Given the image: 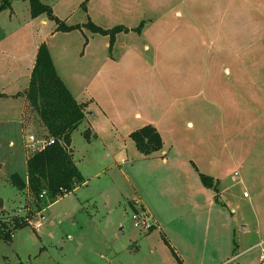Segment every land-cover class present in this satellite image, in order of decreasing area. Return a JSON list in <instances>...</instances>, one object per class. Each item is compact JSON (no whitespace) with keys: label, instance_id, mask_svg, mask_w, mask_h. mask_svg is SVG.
Instances as JSON below:
<instances>
[{"label":"rangeland","instance_id":"rangeland-1","mask_svg":"<svg viewBox=\"0 0 264 264\" xmlns=\"http://www.w3.org/2000/svg\"><path fill=\"white\" fill-rule=\"evenodd\" d=\"M78 1L69 0L68 8L60 13L72 16L66 22L68 25L91 22L102 29L116 26L132 29L140 23H154L162 17L171 16L172 8L182 12L186 22H195L193 8L179 7L178 0H140L139 4L143 6L164 4L169 8L161 13L134 8L129 17L113 11L116 17L112 19L105 18L106 15L95 7L87 13L74 10ZM92 3L105 4L98 0ZM121 3L123 1L107 0L106 5L115 10ZM128 3L127 0L129 6ZM27 8L26 0L15 3L16 17L12 18L11 26H23ZM5 15L8 14H2L0 19L5 20ZM211 27L212 24L208 36ZM224 30L221 26L215 29L218 32ZM83 32L89 37L93 35L87 29ZM5 35L7 33H0V88H3L0 90H4L0 92L5 94L0 96V214L2 217L16 214L30 219V222L27 227L13 232L10 243L0 240V264H259L260 255L264 254V118L257 109L249 108L250 118L259 121H252L249 127L236 115L223 116L215 103L207 102V92L212 86L220 88V93L225 90L224 83H219L220 79L214 81L215 77L218 78L216 75L227 82V88L234 81L233 77L226 81L228 76L225 71L220 73L222 67L219 64L233 68L235 66L231 65L236 63L235 60L228 62L221 59L227 56L217 55L219 45L212 42L213 36L206 37L199 47V59L182 61L187 68L194 66L200 70L187 75L192 85L188 97L172 102L169 113H165L166 119L162 121L172 125L169 138L183 141L178 148L199 151L201 156L197 160L200 168L210 167L212 161L218 165L219 170L215 174L218 173L222 183L217 186L220 193L217 199L213 191L211 201L207 198L198 202L192 199L191 196L202 184L198 176L193 175L192 178L181 170L170 172L167 166L161 164L158 155H141L130 139L123 142L115 135H112L114 139H108L111 134L108 128L104 129L102 137L106 139L104 142L108 145L109 154L104 156L98 143L88 148L85 142L88 139L83 135V126H80L74 132L72 145L74 160L79 164L84 183L48 206L50 200L41 193L45 204L38 209L27 191L18 192L9 182L13 174L27 179L26 159L46 144L43 142L46 132L33 113L31 118L28 117L31 110L28 107L25 111L23 109L21 96L28 86L27 79L14 83L16 63H3L4 52L1 50L7 43ZM72 35L80 34L74 32ZM17 36L23 38L25 32H19ZM117 41L119 45L134 44L138 48L143 38L135 34L121 35ZM14 44L16 46L15 41L10 43ZM188 46L193 48L194 44ZM141 54L150 62V56L145 51ZM253 69L255 67L249 65L243 69L250 77L252 88V78L258 76L253 75ZM213 74H216L215 77H212ZM193 75L197 77L196 83ZM143 77L132 79L131 102L127 103L128 108L141 113L147 111L148 106L145 105L153 103V97L157 96L155 88L160 84L162 86V78L156 74L145 76V81ZM210 78L214 81L213 85ZM180 81L177 75L165 77L171 91H177ZM143 88H152L146 97L143 96ZM18 92L21 95L15 97ZM123 93L127 98L128 94ZM117 102L122 108H127L122 106L124 102L120 99ZM90 109L94 110V105ZM151 112L147 113V116L151 115L149 119L161 118L162 109ZM29 131L35 132L37 142H26ZM231 151L242 161L241 164L231 165L228 160ZM140 202L145 204L151 218L141 212ZM132 207L145 219L149 218L147 223L155 225L156 229L148 232L141 220L136 226ZM39 213L45 221L39 230H35L33 224Z\"/></svg>","mask_w":264,"mask_h":264},{"label":"crops","instance_id":"crops-1","mask_svg":"<svg viewBox=\"0 0 264 264\" xmlns=\"http://www.w3.org/2000/svg\"><path fill=\"white\" fill-rule=\"evenodd\" d=\"M17 1L19 0H11L10 7L0 12V18L2 14H8L5 15V20L0 19V33H7L4 36L7 43L1 51L4 52L2 53L4 54L2 57L4 59L3 63L12 62L17 65V68H14L15 71L17 70L14 83H18L20 79H27L29 82L37 49L41 44H45L54 69L68 91L78 103L87 104L85 117L78 128L83 126L84 132L88 133V140L85 141L88 148H92L95 143H98L104 152V156H106L109 152L108 145L104 142L106 139L102 137L105 128H108V132H111L108 139H114L113 136L115 135V138L118 137L117 140L124 142V140L130 139L129 135L135 130L151 125L156 129L162 140L161 151L153 155L160 157L163 166H167L170 172L181 170L188 176L192 175V178L193 175L199 177L200 174L208 176L212 180V185L216 187L214 191L201 184L196 191L199 197L195 193L191 196L192 199L198 202L199 199L207 198L208 201H211L212 191L216 193L214 198L219 197L220 193L217 186L221 185L222 182L218 173L215 174V171L219 170L218 165H215L212 161L210 167L200 168L197 160L201 156L198 153L199 151L193 150L192 152L191 148L189 152L178 148L183 141H179L178 138H169L168 135L171 132L172 125L165 123L162 119H166L165 113L167 111L169 113L172 102L175 100L181 101L183 98L188 97L192 85L187 75L196 74L200 70L194 66L187 68L182 61L187 58L199 59L201 57V54H197L201 51L199 47L203 45L207 39L206 37L211 36H213L212 42L219 45L217 55L227 56L228 58L221 59L228 62L235 60L236 63L235 65L230 64L235 66L233 68L225 64H219L222 67L220 73L225 71L228 76L226 81L229 82L232 77L234 81L231 86L228 84L227 88V82L223 81L219 75L213 74L212 77H215V75L218 77H215L214 81L220 79L219 83H224L225 90L220 93L222 91L220 88L212 86V89L207 92V102L210 104L215 103L221 109L223 116L236 115L239 121H242L243 124L244 122L248 123L249 127L252 126V121L253 123L259 122L257 118H250L249 108L257 109L261 117L264 118V0H254V3H251L250 0H230L228 3H225L224 0H178L179 7L184 5L189 10L193 8L195 22H186L182 12L172 8L173 14L171 16L162 17L154 23H143L139 33L135 31L136 28H127L129 32L116 34L113 42H110L108 36L101 35L100 39L95 37L99 36L98 34H93L91 37L86 36L83 32L86 29L83 27L84 24L79 25L81 26L79 30L67 33L57 32L55 31V23L50 21L46 15L31 18L29 5L27 14L23 19V26L15 28L11 26V22L12 18L16 17L14 5ZM39 1L51 9L53 8L52 13L59 21L66 24L71 19L72 16L60 15L68 8L69 0ZM98 1L105 4L98 3L97 5L92 3L93 0H79L73 9L87 13L95 7L99 12L106 15L105 18L112 19L116 17L113 11H118L123 16L129 17L134 12V8L159 13L169 8L164 4L143 6L139 4L140 0H128V6L126 4L127 0H120L123 1V4H117L114 10L106 5L107 0ZM169 1L173 2V0ZM261 8L263 10H260ZM210 24H212V27L208 36ZM219 26L225 30L222 32L215 31ZM22 31L25 32V36L23 38L18 37L17 34ZM74 32L80 35L73 36L72 33ZM132 34H135L138 38H143L140 47L136 48L134 44H118L119 36ZM12 41H15L17 48L15 44L10 45ZM23 44H26V46ZM189 44H194V47L189 48ZM139 49H141V52ZM142 51L150 56L152 64L141 54ZM223 52H226V54H223ZM248 65L251 68L255 67L252 71L253 75H258L252 78L253 88L250 86L252 85L250 77L243 70ZM155 74L162 78V86L160 84L159 87H154L157 96L153 97V103L145 105L148 106L147 111L141 113L138 110L128 108L127 103L131 102L132 97V79L138 80L139 76H144L145 81V76H154ZM174 75L181 78L177 87L178 93H176V89L171 91L169 89L170 85L165 83V77ZM193 76L196 83L197 77ZM3 77L5 78L4 75ZM209 80L213 85V79L210 78ZM141 84L143 85V79ZM151 89L143 88V96L146 97V93ZM123 92L128 94L127 98ZM1 95L5 94L0 92ZM19 95H21L20 92L15 97ZM21 98H23V109L25 111L26 101L23 95ZM119 99L124 102L122 106H127V108L118 105L117 101ZM91 105H94V110L90 109ZM157 108L162 109L161 118L149 119L148 117L151 115L147 116V113ZM164 108H166V112ZM32 113L35 115L34 112L30 111L28 117L31 118ZM243 114L248 116L244 117ZM229 122L232 123L230 120ZM99 125H102V127L100 128ZM185 125L191 126L190 123ZM74 132L71 134L69 148L72 161L80 172L79 164L74 160L75 150L72 145ZM28 133L26 142H37L38 137L35 132L29 131ZM43 142H48V140ZM181 148L183 147L181 146ZM154 156L151 155V157ZM228 160L231 165L242 163L240 159L236 158L233 151H231ZM243 197L245 196L243 195ZM141 203L143 202H140L141 212L149 216L145 204ZM153 227L155 230V225ZM167 241L169 240L167 239ZM167 244L169 245V242ZM169 247L172 249L171 246Z\"/></svg>","mask_w":264,"mask_h":264},{"label":"trees","instance_id":"trees-1","mask_svg":"<svg viewBox=\"0 0 264 264\" xmlns=\"http://www.w3.org/2000/svg\"><path fill=\"white\" fill-rule=\"evenodd\" d=\"M29 5L31 18L40 15L55 23L57 32H72L81 26H68L54 17L52 10L39 0H26ZM11 0H0V12L10 7ZM143 23L135 29L140 32ZM92 34L108 36L113 42L116 34L127 33L129 30L123 26L111 29H102L87 22L83 25ZM29 110L35 113L37 120L46 132L44 140L52 143L43 146L31 154L25 162L27 179L13 174L9 178L10 185L18 192H26L33 199L38 209L42 208L45 200L40 197L45 193L47 204H53L64 195L74 191L77 186L84 183V179L72 161L70 143L71 134L78 128L87 111L86 103H78L68 91L62 80L57 75L52 60L45 44H41L36 53L28 86L23 94ZM88 139V133H83ZM136 150L143 156L149 157L162 149V140L156 129L151 125L143 126L129 135ZM200 181L206 188L214 191L210 177L200 174ZM133 212L137 210L132 207ZM2 217L0 214V240L10 243L13 232L29 225L30 219L16 214ZM154 230L153 224L148 232ZM179 261V260H178ZM23 264V263H16Z\"/></svg>","mask_w":264,"mask_h":264},{"label":"built area","instance_id":"built-area-1","mask_svg":"<svg viewBox=\"0 0 264 264\" xmlns=\"http://www.w3.org/2000/svg\"><path fill=\"white\" fill-rule=\"evenodd\" d=\"M52 143V141H48L46 142L45 145L47 144H50ZM44 145V146H45ZM43 195L45 194L44 192L42 193ZM244 196H246V194H244ZM139 212L137 211V213H134V216H133V220L135 221V225L138 226L137 223H139V221L141 220L142 222L145 223V227H146V230H148V228L152 225V224H149L147 223L148 222V219L144 217V215H140L138 214ZM142 217V218H141ZM144 219V220H143ZM43 221H45V217L39 213L36 218H35V221H34V224H33V228L35 230H39L41 227H42V224H43ZM259 264H264V254H262L259 258Z\"/></svg>","mask_w":264,"mask_h":264},{"label":"water","instance_id":"water-1","mask_svg":"<svg viewBox=\"0 0 264 264\" xmlns=\"http://www.w3.org/2000/svg\"><path fill=\"white\" fill-rule=\"evenodd\" d=\"M0 208H2V203H0Z\"/></svg>","mask_w":264,"mask_h":264}]
</instances>
